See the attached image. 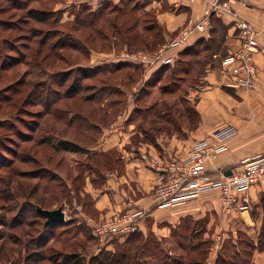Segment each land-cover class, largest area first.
Wrapping results in <instances>:
<instances>
[{"label": "rangeland", "instance_id": "rangeland-1", "mask_svg": "<svg viewBox=\"0 0 264 264\" xmlns=\"http://www.w3.org/2000/svg\"><path fill=\"white\" fill-rule=\"evenodd\" d=\"M146 2L0 0V264H66L82 258L89 264L101 252L117 256L125 247L143 244L146 248L139 249L138 258L146 264H211L215 251L216 264L220 254L229 253L239 254L238 263H252L264 228V177L253 185L260 186L258 198L238 193L230 208L220 201L219 208H204L201 216H184L183 208H195V201L157 215L146 212L141 229L124 237L96 232L101 222L141 208L134 201L142 200L143 193L131 199L139 184L119 178L126 174L129 157L141 155L139 148L150 144L161 155L152 167L157 177L149 196H154L163 169L176 164V174L189 173L178 169L187 150L162 151L157 134L184 127L197 100H189L190 92L206 85L207 70L216 61L208 53L197 57L193 51L182 57L197 62L186 73L174 72L173 65L161 70V64L126 63L123 53H156L167 43L156 50L129 49L120 37L115 39L126 29L118 34L115 21L103 29L84 22L89 13L106 7L134 9L135 32L146 33L147 26L163 32ZM30 10L47 11L46 23L32 18ZM47 32L46 47H41ZM216 35L215 40L205 39L213 53L221 52L216 43L223 39L222 30ZM195 44L194 50L203 51L204 46ZM192 45L184 47L179 58ZM4 61L7 71L1 68ZM121 63L136 68L111 72ZM149 71L153 73L146 79ZM161 112H169L168 119H158ZM79 114L87 118L88 129H80ZM67 141L81 151L65 149L61 143ZM39 208L61 209L66 222L46 226Z\"/></svg>", "mask_w": 264, "mask_h": 264}, {"label": "crops", "instance_id": "crops-1", "mask_svg": "<svg viewBox=\"0 0 264 264\" xmlns=\"http://www.w3.org/2000/svg\"><path fill=\"white\" fill-rule=\"evenodd\" d=\"M147 2L148 10H153L157 14V19L164 29L167 44L176 37L181 28L191 21L197 23V18L204 16V4L202 3L191 4L185 0H147ZM235 8L242 19L260 31V45L264 46V0H245L244 4H235ZM233 21L234 19L231 17L222 19L211 17L205 23L206 32L203 34L199 31L195 32L189 43L192 45L202 39L215 40L218 31L222 30L223 39L216 43L217 45L220 44L221 52H215L213 55V57H218L216 61H213L214 66H210V69L207 70L204 80L206 85L200 91L193 89L189 95L190 101L194 97L197 98L193 108L199 113L200 121L192 126L191 118L188 117L187 122L184 121V127L179 129L175 127V129L164 130L157 134L158 142L160 146H163L162 151L183 152L187 150V156L190 148L199 140L224 126H235L239 130V134L229 141L228 150L208 167L210 177L218 181L221 180V175L216 169L222 171L243 170L244 161L264 154V50L256 55L259 71L256 89L247 91L232 87L228 79L222 74L221 64L224 57L237 49L240 44L238 31ZM152 73L153 71L147 72L145 78L149 79ZM138 151H141V155L139 157H136V154L134 157L130 156V162H126V174L119 177L124 180V183H130L131 179L139 184V191L133 189L134 197L131 199L134 201L139 192L143 193L142 200L134 202L140 205L145 212H151L152 215L175 207H159L153 197L149 196L157 177L152 167L159 163L157 161L160 160L157 157H161L160 153L150 144L139 148ZM113 179L117 180L116 177ZM262 183V187H264V179ZM259 187L252 186L246 192H249L253 198H258L261 195ZM119 194L121 193L117 195L119 196ZM220 197L221 192L218 189L204 193L203 198L201 197L200 200L196 201L197 204L193 205L195 208H183V215L186 216L190 212L191 216L197 217L201 216L204 208L207 209L211 205L219 208ZM239 213L244 214L245 212L239 211ZM246 225L252 229V232H255L251 224L246 223ZM212 256V263H210L216 264V256L218 255L216 252H212ZM251 264H264V250L258 248L254 250Z\"/></svg>", "mask_w": 264, "mask_h": 264}, {"label": "built area", "instance_id": "built-area-1", "mask_svg": "<svg viewBox=\"0 0 264 264\" xmlns=\"http://www.w3.org/2000/svg\"><path fill=\"white\" fill-rule=\"evenodd\" d=\"M104 2L106 0H97ZM191 4H204V16L197 18V23L191 21L181 28L174 39L165 48L156 53H123L126 63L163 66L174 65L180 51L189 45L192 35L199 31L206 32L205 23L211 18L219 19L231 17L234 19L238 31L239 46L224 57L221 64L222 74L230 85L236 89L251 91L256 89L259 71L256 55L264 50L260 45L261 33L254 25L242 19L235 8V4L245 3V0H185ZM218 56H215V58ZM239 134L233 125H227L202 140L196 142L188 152L187 157L178 165L188 174L175 173L176 164L172 165V172L163 169L159 176L157 189L153 199L159 207L180 206L200 200L204 193L215 189L221 190L222 205L232 207L236 201V194L243 193L264 177V154L244 161L243 170H234L227 176L228 171L217 170L221 180H214L209 174V165L228 150V143ZM146 214L144 209L118 215L115 219L101 222L96 229L98 234H109L124 237L141 229V218ZM215 251V246H214ZM216 252V251H215Z\"/></svg>", "mask_w": 264, "mask_h": 264}, {"label": "trees", "instance_id": "trees-1", "mask_svg": "<svg viewBox=\"0 0 264 264\" xmlns=\"http://www.w3.org/2000/svg\"><path fill=\"white\" fill-rule=\"evenodd\" d=\"M129 2H133V0H127ZM146 1V0H145ZM125 3V2H124ZM147 3V2H146ZM136 8V7H134ZM109 10L108 13H106V10ZM134 11V9H133ZM133 11H124V9H119L118 7H113L112 9L106 7L104 9H100L99 11H96L94 13H89L87 17H84L85 19V23L88 22L89 25L91 26H101L100 29H103L105 27L106 24H109V25H112L113 22L115 21L114 24H116L114 27L115 31L119 34V31L120 29L122 28H126L125 29V32L123 33V36H117L115 35V39H118V37H120V40L121 41H124V45L126 46V48H129V49H132L134 47L138 48L139 49H151V50H156L158 48V45H161L165 42V37H164V29H163V32L158 30V32H154V30L156 29L155 27H150V26H147L145 28V31L146 33L144 32H135L136 31V26H137V19H135V14L133 13ZM30 14H31V17L34 18V19H37L39 20L40 22H45L48 20V15H47V11H38V10H30L29 11ZM114 14V15H112ZM116 14V15H115ZM117 22H122L121 24H118ZM101 23V24H100ZM118 24V26H117ZM91 26H88V27H91ZM93 30L96 32V33H99L97 31V28L93 27ZM122 33V31H120ZM154 32V33H153ZM100 34V33H99ZM38 35H42V33L38 34ZM22 36H26L27 35H22ZM38 37V36H37ZM48 37H49V33H45L44 34V37H43V41L41 43V47H46V44H47V40H48ZM212 40V39H211ZM205 39H202L200 41H198L195 46H204V49L203 51L200 50V49H195L194 47V44L189 47L188 49H186L183 53H181V56L180 58L178 59V61L173 65L174 66H177V68L174 69V72H190L189 70L192 68V65L194 63H197V62H194L195 60L193 61H184V59H182L183 56L185 55H191V53L193 52L195 56H200L201 53L205 52V53H208L209 57H212L214 55L213 51H212V47L211 45H207L205 43ZM52 50H54V46L52 47ZM13 58H15V56H13ZM215 58V56H214ZM217 58V57H216ZM215 58V59H216ZM26 60L28 61V59L26 58ZM26 61V62H27ZM25 62V63H26ZM20 64L21 63H24V60L20 61L19 62ZM6 62L4 61L2 63V69L4 70H8L9 68H7L5 66ZM27 65H29L28 63H26ZM180 64V65H179ZM182 64H184V66H182ZM205 64H209V61H207V63ZM130 65L126 64V63H121L119 65H113L111 67V72H115L118 68H123V67H129ZM179 66V67H178ZM131 67V66H130ZM131 68H136L135 66L132 65ZM170 69L171 67H168V66H164L162 67L161 70H164V69ZM156 75V74H155ZM22 77L18 79L17 82L21 81ZM152 80L153 78L151 79V82L149 84L152 83ZM168 113H165V112H161L160 115H158V119L160 120H163V119H168ZM81 114H79V120L81 121L79 126H80V129H83V130H86L88 128H86L87 126V118L84 117V118H81L80 117ZM76 115H74L70 121V123H73L74 120H76ZM194 116V119H192L191 117ZM75 117V118H74ZM188 117L191 118V124L192 126L199 122L200 121V115L199 113H197L195 111L194 108H192V111H189V114H188ZM86 126V127H85ZM176 127L179 129L181 127L177 126ZM86 128V129H85ZM91 128L93 129L94 128V125L91 126ZM95 129H99V126H96ZM65 149L67 150H71L73 152H80L81 151V147H79V145L75 144V143H71V142H63L61 143ZM29 203L32 204V202L29 201ZM39 213V212H38ZM42 215V214H41ZM43 216V215H42ZM44 217V216H43ZM47 220V219H46ZM57 224H60V223H57ZM259 247L258 249L259 250H264V228L262 230V233L260 235V239H259V243H258ZM145 244L143 245H139L137 247H125L124 249L122 250H119L117 256H111L110 254H105L103 252L99 253V255L95 256V257H92L89 264H146V262L144 261L143 258H138L139 256V249L140 250H145ZM135 250V251H134ZM222 255L220 254L219 257H218V260H217V263L218 264H243L245 263V260L244 261H241V263L237 261V259L240 257L239 254L237 253H234V254H230L228 256H224V257H221ZM84 259V258H82ZM80 259L78 261H74L72 263H66V264H84L83 263V260ZM243 262V263H242ZM36 264V262H35Z\"/></svg>", "mask_w": 264, "mask_h": 264}, {"label": "water", "instance_id": "water-1", "mask_svg": "<svg viewBox=\"0 0 264 264\" xmlns=\"http://www.w3.org/2000/svg\"><path fill=\"white\" fill-rule=\"evenodd\" d=\"M231 174H232V171H228L226 173L227 176ZM38 212L47 219L46 226H49L51 224H57V223L63 224L66 222L65 213L61 209L51 211V210H45V209L39 208Z\"/></svg>", "mask_w": 264, "mask_h": 264}]
</instances>
